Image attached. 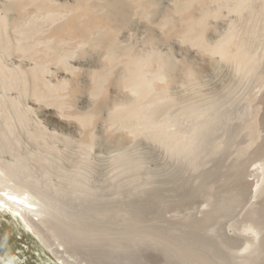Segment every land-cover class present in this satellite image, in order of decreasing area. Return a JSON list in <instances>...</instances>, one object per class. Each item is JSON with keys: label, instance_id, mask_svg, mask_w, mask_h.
Segmentation results:
<instances>
[{"label": "rangeland", "instance_id": "374dc122", "mask_svg": "<svg viewBox=\"0 0 264 264\" xmlns=\"http://www.w3.org/2000/svg\"><path fill=\"white\" fill-rule=\"evenodd\" d=\"M230 1L0 0V135L12 147L0 153L2 162L22 157L26 164L16 166L20 177L36 182L57 205H70L72 216L99 220L111 233L124 225L119 214L104 215L106 206L140 211V217L143 212L146 220L158 213L157 221L184 229L196 222L205 242L217 245V259L240 264L246 238L241 225L256 215L264 229V1L256 3L253 19L245 16L240 23L229 13L238 1ZM234 22L241 27L229 44L225 36ZM250 29L259 34L254 47ZM222 47L225 59L216 55ZM136 68L147 70V78L156 75L152 89L170 94L173 116L176 109L198 106L208 110L200 121L217 118L189 156L193 161L167 154L164 143L170 139L153 132L149 121L123 112L120 117L117 111L132 100L127 85ZM147 92L138 99L139 109L151 98ZM182 119L179 125L189 134L194 121ZM238 175L240 187L233 183ZM77 179L85 182V193L67 188ZM254 206L258 214L252 218ZM86 238L76 247L80 252L71 249L73 257L57 241L50 247L74 264H104L107 258L147 264L154 251L158 261L148 264L166 260L161 248L146 240H133L130 253L121 254ZM47 245L21 217L0 208V264H60ZM248 261L264 264L252 256Z\"/></svg>", "mask_w": 264, "mask_h": 264}, {"label": "bare ground", "instance_id": "6f19581e", "mask_svg": "<svg viewBox=\"0 0 264 264\" xmlns=\"http://www.w3.org/2000/svg\"><path fill=\"white\" fill-rule=\"evenodd\" d=\"M236 1H238V6H233L234 4L233 5L231 4L234 8L231 9V12H229V13H233L235 18L240 23L241 20H244L243 18H245V16H248L249 18L251 16L254 17L255 14L251 15V13L255 12L254 11V9H255L254 7L256 6V3L258 1H264V0H236ZM236 1L234 0V2H236ZM230 2H233V1H230ZM263 4L264 3H262V5ZM226 5H228V4H226ZM228 9H230V7ZM215 12H217V11H215ZM255 13L257 14V12H255ZM250 19H253V18H250ZM231 22H233V21H231ZM234 23H232L230 25L226 36L224 35L226 37L227 41H228V42L227 41H225V42L229 43V44L233 40L232 39L233 36H236L237 31H238L237 28L240 26V25L239 26L236 25L238 23H235V24ZM247 28H248V26H247ZM247 34L249 35V38L253 39V47H254V42L257 41V38H259L258 37L259 36L258 32L256 33V31H253V30L250 29L247 32ZM239 36H240V34H239ZM263 37H264V35H263ZM240 38H241V36H240ZM260 39H261V37H260ZM246 42L250 43L249 40H246ZM260 42H262V41H260ZM198 43H200V41ZM234 43H237V42H234ZM247 43H246V45H247ZM203 46H205V45H203ZM256 46H258V45H256ZM253 47H251V48H253ZM226 48H225V50H227ZM231 48H233V47H231ZM240 48H243V47H240ZM222 49H223V52L220 49L221 52L218 53V48H215V50H217V53H218L216 55L223 54L224 53V48L222 47ZM215 50H214V52H215ZM256 50L257 49H253V50L249 51L246 54L250 53L249 56H248V57H250L251 52L254 51V53H255ZM228 51H229V49H228ZM244 51H246V49L243 50V52ZM238 53H239V51H238ZM225 54H226V52H225ZM241 54H243V53H241ZM238 55H240V54H238ZM238 55H237V57H238ZM252 56H253V54H252ZM227 57H230V55L227 56ZM239 57H241V55ZM242 57H243V55H242ZM245 57H247V56L244 55V58ZM248 57H247V59H248ZM223 58H224V54H223ZM230 58H231V61H232L233 60L232 57H230ZM234 58L236 59V57H234ZM220 59H222V56H221ZM243 59H241V60H243ZM140 60H142V59H140ZM257 60H260V58L257 59ZM233 61H235V60H233ZM248 61L244 60V64L246 62H248ZM140 62L142 63V61H140ZM143 62L146 63L148 61L146 59V61H143ZM241 62H243V61H241ZM242 66L245 67V65H241V68H242ZM148 69H150V68H148ZM133 70H134V72L136 70L135 75L132 76V77L130 76V78L128 77L129 81L125 79L126 82L128 81V85L127 86L129 88L130 94L132 95V97H130L131 95H129L127 97L132 98V100L128 98L131 102H129V100H128L129 104L128 103H126L128 105L124 104L126 106H124L122 108L120 107V109L117 111V112L120 113V117H121V113L123 112V114L125 113V114L133 115V117L137 118V120L139 119V120H142L144 122L149 121L152 124L151 126L154 129V130H152L153 132H155V133L161 132L162 136H164L167 139L168 138L170 139L171 144L170 143H164L165 145H167L165 147V150L167 151V154L169 153L170 155H175V154L176 155H180V156H178V157H180V159L182 157L183 159L186 158V159H189L190 161H193V159H190L189 156L190 157L195 156L196 149L198 148L197 144H199L198 142L201 141V138L206 133H208V132L211 133L212 132V130L214 128V125H215V123L217 121V118L213 119L212 122H210L211 118L204 119V120L200 121V119L203 118L204 115H207L206 112L208 110L206 108L204 110H200L199 108H197L198 106L197 107H191L190 106V108H188V106H187L186 109H180V110L176 109V112H178V113H177V115L175 114L176 116H173L172 113L175 112V111H173L172 107L175 104L172 106L171 101H170V99H171L170 98V94L168 95V92L166 90L158 92V91H154L152 89L153 80L155 79L156 75H150V77L147 78V74H148L147 70L141 69V68H138V69L136 68V69H133ZM252 73H253V71H252ZM127 75H125V76H127ZM160 77H162V76H160ZM144 91H148L147 93L150 94L151 98L148 100L147 105L145 107H143L142 109H139L137 107L138 99L139 100L141 99L140 97H142V94L144 93ZM262 99H263V102H264V98L263 97H262ZM259 102H260V100H259ZM141 103H144V102H141ZM193 105H195V104H193ZM209 112H210V110H209ZM157 115H160L161 118L158 117ZM217 115H218V113L216 114V116ZM116 118H115V120H116ZM125 118H126V116H125ZM181 118H183L182 121L184 119L185 120H193L194 121V123L191 124V132L189 134L185 132L186 130L184 128L183 129L185 131L180 127L179 121H180ZM119 119H117V121ZM125 120L127 121V119H125ZM135 121H136V119H135ZM182 123H184V122H182ZM188 131H190V130L188 129ZM204 138L206 139V137H204ZM154 140H156V139H154ZM159 141H161V139ZM164 141H167V140H164ZM7 149H12L11 143H10V139H7L4 134L0 135V153H5L7 151ZM261 152L264 155V146L261 149ZM14 158L15 159H12V163H10L11 160L5 162L6 161L5 159H4L5 161L2 162V160L0 158V192H1L0 193V208L8 209V210L11 211V213L13 215L21 217L25 221V223L28 226V228L30 227L34 231L36 236H38L42 240V242L45 243V245L46 244L49 245V246L48 245L47 246L53 252L54 257H57L58 260L61 259L60 264H74L73 263L74 261L73 262L72 261H67L66 258L64 259V257H62L59 254L60 252H55V251H58V250H55V249H57L56 247H54L55 249L53 247L51 249L50 246L55 245L54 243L57 241L58 244H62V245H58V246H63L64 251H65V248H66V251H69V253H70L69 256H72L71 252H70L71 249L75 251V250H78V248L76 249V247H82V245H83V244H81L82 243L81 236H83V238L84 237L85 238L88 237L86 239H91V240H93L96 243H99V242L107 243V244L110 245V247H112L114 249L115 252H119L121 254H125L126 252L130 253L129 252L130 251L129 247L131 246L130 244L133 243V240H134L135 243H138V244H140L141 241L146 240L151 245H153V246H155V247H157L159 249L161 248L162 252H164V253H162V254H164L162 259L166 258V260H165V262H163V264H220V263L224 264V260L223 261H222V259L219 260L220 256L217 259V256H218V255H216L217 251L215 252V249H214L215 246L217 247V245H215L213 243L215 246H211V245H209L208 243L205 242V239L199 233L200 232V227H199V225L196 222L191 224V226L188 229H184V228H181V227L174 226L171 223L163 224L161 221H157V217H159V214L158 213H154L152 217H148L147 218V220H149V218H150L149 223H148V221L146 220V216L147 215H144L143 212H142V214L144 215L145 219L142 218L143 215L140 217V214H141L140 211H137V213L139 212L140 214H137V213L135 214V212H133V213L130 212V214H129V213H126V212L125 213L118 212L117 209H114V210L113 209H109V208H113V206H110V207L106 206V209H109V210H106L104 208V210H103L104 211V215L110 216V214H115V215L119 214L117 216L122 217V221L121 222L124 225V226H121L122 228H120V226H119L120 229H118V230L115 229V232L111 233L112 229L110 230L109 226H107V227H109V229L106 228L105 224H104L105 226L103 225V227L99 226V224H98L99 220L98 221L96 220V222H94V221H90L89 222L88 220L86 221L84 218L78 217L77 215H76L77 217L74 216V215L72 216L70 214V212H69V210L71 208L69 209L67 207V206L70 207V205H68V204L66 206L65 205L60 206V204L57 205V203H54L57 200L54 201V202L52 200H50L49 197H47L45 195L46 192H44V190L42 188H40L36 182L31 181L29 179H25V178L20 177L18 172H17L16 166L20 167V168L21 167L23 168V163L26 164V162H24V159L22 157H20V156L19 157L18 156L17 157L14 156ZM261 169L264 170V164L263 163L261 165ZM20 172H22V170H20ZM77 176H78V174H77ZM240 177L238 175L237 177H235V179L233 181V183L235 184L236 187H240L241 186ZM84 183L85 182L80 181V179H79V181H78V179L77 180H71L68 183L67 188L71 189V191H73L75 194L76 193L78 194L79 192L85 193V190L83 189L84 188L83 187ZM65 186H66V184H65ZM59 187L57 188L56 191L61 193L63 190L61 188H59ZM63 192H65V191H63ZM254 193H256V192H254ZM254 197H256V195ZM251 208H252V209H250V215L251 216H252V214H258V210L255 209L256 206H254L255 210L253 209V207H251ZM97 214H99V213H97ZM61 216H64V217H61ZM255 216H254V219H249L247 221H244L243 225H241V228H240L241 229V233H243L245 235V237H246V238H244V240H242V243L240 245L242 247V249L240 247V249H241L240 251L239 250L234 251V252H237V253L239 251L240 255H238V256L241 259V260L239 259L240 260V262H239L240 264H245L246 262L249 263L248 260H249V258L251 256H252V259H254V260L255 259H258V260L264 259V229L261 227V224L258 222L259 221L258 217L255 218ZM110 218H111V216H110ZM252 218H253V216H252ZM64 220H66L67 222H65ZM146 221H147V223H146ZM104 222H105V220H104ZM57 223L64 224V225H61V227H60L63 232L60 230V228H59ZM113 225H116V224H113ZM62 226L64 227V229H63ZM123 237H125V241H123ZM207 242H208V240H207ZM102 243H101V245L103 246ZM87 245H88V243H87ZM92 245H94V244H92ZM138 246L140 248V245H138ZM138 246H135V247H138ZM88 247H89V245H88ZM95 247H96L95 245L92 246V249L93 250L95 249V251H96V249L100 250V248H97V247L95 248ZM110 247H108V248L111 250L112 248H110ZM146 247H147V244H146ZM238 247H239V245H238ZM133 248H134V245L132 247V251H133ZM80 250H81V248H80ZM80 250H78V251L80 252ZM134 250H136V249H134ZM141 250L139 249V251H141ZM152 250H154V247H152V249L150 248V253H149V251H147V253L151 254ZM66 251L64 253L68 254V252L66 253ZM90 251H88V252H90ZM100 251H103V250L101 249ZM136 251L139 252L138 250H136ZM52 252H51V254H52ZM105 252H107V250ZM154 252L151 254V255H153L152 257H154V258H151V256L149 254H148V257L146 255L147 259H149V256H150V259H151V260L149 259V261H151L150 263H154V262L156 263V261H158V259L156 260V258L158 256L156 254H154ZM76 253H77V251H75V254ZM99 253H100V255H104L103 252H98V254ZM128 253L126 254L127 257L129 256ZM241 253H243V254H241ZM57 254H59L60 257H58ZM92 254H95L93 256L97 255L95 252H93ZM108 254H110V253H108ZM165 255H167V256H165ZM235 255H237V254L235 253ZM87 256H90V255H88V253H87ZM104 256H106V255H104ZM104 256H101L102 260L103 259L105 260ZM114 256H116V253H115ZM120 256L121 255L119 254V258H120ZM137 256L138 255H135L136 259L138 258ZM140 256H141V254H140ZM142 256H143V253H142ZM99 257H98V259H99ZM116 257H115V259H116ZM239 257H237V261H238ZM119 258H117V259L119 260ZM121 258H120V260H121ZM141 258H144V256L141 257ZM93 259H94V262H96L95 258H93ZM117 259H116V261H117ZM123 259H124V264H126L125 261H127V259L126 260H125V258H123ZM129 259L130 258H128V261L131 260V259L130 260ZM138 259L140 260V258H138ZM109 260H112V259H110V258L108 259L107 258V260H105L104 264H106V261L108 262ZM120 260H119V262H120ZM122 260H121V262H122ZM91 261L92 260L90 259V262ZM149 261L147 260L148 263H149ZM102 262H104V261H101V263ZM112 262L115 264V262L113 260H112ZM112 262L110 261V262H108V264L112 263ZM133 262L135 264H138V263H136L137 261H133ZM128 263H131V261L128 262ZM250 263H252V262L250 261ZM76 264H78V261L76 262ZM80 264H81V262H80ZM95 264H97V263H95Z\"/></svg>", "mask_w": 264, "mask_h": 264}, {"label": "water", "instance_id": "95a60500", "mask_svg": "<svg viewBox=\"0 0 264 264\" xmlns=\"http://www.w3.org/2000/svg\"><path fill=\"white\" fill-rule=\"evenodd\" d=\"M51 264H55V263H51Z\"/></svg>", "mask_w": 264, "mask_h": 264}]
</instances>
